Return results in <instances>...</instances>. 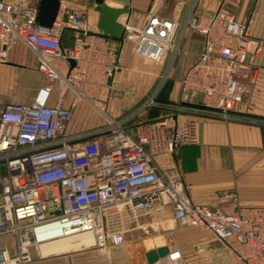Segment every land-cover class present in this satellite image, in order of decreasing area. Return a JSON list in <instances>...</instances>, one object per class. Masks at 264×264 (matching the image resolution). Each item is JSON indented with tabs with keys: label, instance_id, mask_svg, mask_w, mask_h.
Here are the masks:
<instances>
[{
	"label": "built area",
	"instance_id": "built-area-1",
	"mask_svg": "<svg viewBox=\"0 0 264 264\" xmlns=\"http://www.w3.org/2000/svg\"><path fill=\"white\" fill-rule=\"evenodd\" d=\"M38 12L33 0H0V64L10 63V53L22 45L36 57L38 72L74 99L69 107L63 101L50 107L49 88L35 104H8L0 113V235L16 239L13 256L2 249L8 255L2 264H30L35 239L53 232L60 239L87 235L100 250L121 247L130 233L147 228L144 219L162 216L166 208L180 227L211 235L227 250L226 264H264V209L227 213L199 205L183 185L179 163L157 164L160 157L174 158L181 148L199 144L198 123L188 115L243 119L234 108L251 94L255 60L263 51V43L252 37L251 21L219 11L202 23L191 9L181 23L152 14L141 30L125 26L135 53L157 65L169 54L172 65L187 32L204 38L200 60L181 81L180 102L168 106L174 114L140 125L134 135L126 130L128 118L70 134L79 102L92 105L90 95L119 70L115 51L91 34L83 13L71 11L65 0L51 28L38 24ZM66 31L74 34L72 48L63 47ZM55 61L75 67L63 75ZM147 107L158 105L142 108ZM221 203L239 205L232 193ZM157 264L201 263H190L173 249Z\"/></svg>",
	"mask_w": 264,
	"mask_h": 264
},
{
	"label": "crops",
	"instance_id": "crops-1",
	"mask_svg": "<svg viewBox=\"0 0 264 264\" xmlns=\"http://www.w3.org/2000/svg\"><path fill=\"white\" fill-rule=\"evenodd\" d=\"M5 1L13 3L15 0ZM33 1L39 6L37 0ZM65 1L71 11L83 13L91 34L101 37L100 40L108 43V47L115 51L119 69L114 78L102 85L97 93L90 95L92 105L86 101L79 102L68 133L92 131L105 125L107 119L125 117L131 119L126 130L134 135L140 125L174 114L168 106L180 102L181 81L187 71L200 60L205 49L204 38L192 32L186 33L179 61L173 70L175 84L163 102L159 100L156 103L158 107L143 109L146 96L163 73H158V70L142 62V57L134 51L135 43L130 32L124 41L103 35L98 28L101 7L90 6L89 0ZM161 1L158 0L153 7H142L139 2L106 3L111 7L129 8L131 14L122 16L119 21L129 29L136 30H141L152 14L181 23L193 9V17L205 23L217 12L224 11L238 22L251 21L252 37L263 43V51L255 60L258 76L251 94L234 108V113L243 119L215 121L205 116L188 115L198 123L199 144L181 148L174 158L160 157L157 164L161 168L167 167L171 159L179 163L183 185L191 199L199 205L224 208L227 213H239L243 207L264 209V0H169L168 8L164 9L159 5ZM62 44L65 48L73 47L74 34L71 31L64 33ZM28 62H32L33 66H29ZM54 66L65 75L71 64L55 61ZM28 70L35 72L41 81L28 83L24 75ZM49 88L52 89L48 100L50 107H56L61 101L66 107L71 106L74 95L69 91L63 95L58 83L38 72L36 57L24 46H17L10 53V63L0 64V113L8 104H35L39 93ZM143 114H146L145 117ZM231 193L237 196L239 205L221 203L223 195ZM144 221L147 227H157L165 232L161 244L152 250L168 247L169 250L183 252L178 243V235L172 231V226L178 224L170 208H166L162 216L146 218ZM205 234V239L193 240L196 249L201 251L200 261L190 263L226 264L229 260L227 250L211 235ZM12 251L15 254V248Z\"/></svg>",
	"mask_w": 264,
	"mask_h": 264
},
{
	"label": "rangeland",
	"instance_id": "rangeland-1",
	"mask_svg": "<svg viewBox=\"0 0 264 264\" xmlns=\"http://www.w3.org/2000/svg\"><path fill=\"white\" fill-rule=\"evenodd\" d=\"M113 4H138L141 3L142 7H153L158 3V0H105ZM169 0H162L160 7L168 8ZM152 10V9H151ZM150 10V11H151ZM150 13V12H149ZM182 44L178 50L176 59L170 64L171 54L164 61L163 64L157 65L151 61L142 58L148 67L154 68L162 72L160 79L154 84L146 96L143 106H148V103L154 99L157 103L159 100L163 102V98L171 91V87L175 84L174 68L175 64L179 61ZM29 66H33L32 62H28ZM170 68V73L166 74V70ZM25 77L28 83L35 84L41 81V78L33 71H25ZM170 86V87H169ZM2 100L0 99V102ZM134 110V109H132ZM132 110L130 112H132ZM135 112V111H134ZM132 115V114H131ZM144 115V114H143ZM146 115V114H145ZM144 115V117H145ZM149 115V114H147ZM143 117V116H142ZM125 117L121 118L124 119ZM118 119L116 121H119ZM216 121V120H215ZM170 220V219H169ZM172 231L178 235V243L183 251V255L188 262L200 261L201 251L194 245L193 240H203L206 238V234L197 229H185L178 225L172 226ZM163 229H157V227H147L144 230H137L130 233L123 246L118 248H110L107 250H100L93 248L92 241L87 235H82L80 238H59L48 242H43L39 245V248L32 247L30 252L32 256V262L30 264H148L145 258V254L156 248V245L161 244V237L164 234ZM16 246V239L14 236L4 233L0 235V250L8 249L9 255L13 256L12 251ZM87 248V249H85Z\"/></svg>",
	"mask_w": 264,
	"mask_h": 264
},
{
	"label": "water",
	"instance_id": "water-1",
	"mask_svg": "<svg viewBox=\"0 0 264 264\" xmlns=\"http://www.w3.org/2000/svg\"><path fill=\"white\" fill-rule=\"evenodd\" d=\"M39 2V12L37 22L41 27L51 28L55 23L61 6V0H37ZM90 6L101 7V19L98 24L99 30L105 37L124 41L126 36V27L120 23V18L124 15H130L129 8L111 7L105 0H89ZM71 67H75L74 62H70ZM2 173L5 170L2 169ZM3 251V250H2ZM170 253L168 247L158 248L145 254L148 264H157L161 259L167 257Z\"/></svg>",
	"mask_w": 264,
	"mask_h": 264
},
{
	"label": "bare ground",
	"instance_id": "bare-ground-1",
	"mask_svg": "<svg viewBox=\"0 0 264 264\" xmlns=\"http://www.w3.org/2000/svg\"><path fill=\"white\" fill-rule=\"evenodd\" d=\"M154 99H152L151 102H153ZM61 237V235H57L55 234L54 232L53 233H49L47 235H39V238L38 239H35L34 241V244H35V248H39V245L38 244H41L43 242H48V241H52V240H55L56 238H59ZM4 258H8V255L5 254L3 251H0V264L4 263Z\"/></svg>",
	"mask_w": 264,
	"mask_h": 264
}]
</instances>
